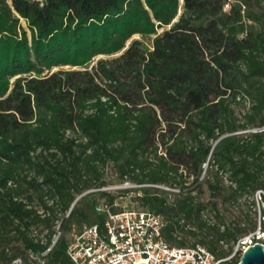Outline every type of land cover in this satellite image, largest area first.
Returning a JSON list of instances; mask_svg holds the SVG:
<instances>
[{
  "label": "trees",
  "instance_id": "trees-1",
  "mask_svg": "<svg viewBox=\"0 0 264 264\" xmlns=\"http://www.w3.org/2000/svg\"><path fill=\"white\" fill-rule=\"evenodd\" d=\"M108 163L150 184L135 208L162 214L172 245L225 256L255 229L218 198L264 191V0H0V264H37L57 220L102 223ZM67 242L45 264H70Z\"/></svg>",
  "mask_w": 264,
  "mask_h": 264
},
{
  "label": "built area",
  "instance_id": "built-area-1",
  "mask_svg": "<svg viewBox=\"0 0 264 264\" xmlns=\"http://www.w3.org/2000/svg\"><path fill=\"white\" fill-rule=\"evenodd\" d=\"M42 5L45 0H30ZM123 185L142 186L145 183H129ZM157 186L165 187L157 184ZM104 188V187H102ZM168 188V187H166ZM178 191L177 188H168ZM139 193V191L137 192ZM140 194V193H139ZM264 191L257 189L256 218L254 230L238 238L233 245V251L226 256L216 253L200 243L189 245H172L163 233L164 218L153 209L121 207L114 209L115 202L108 203L102 199L94 205L97 214L103 216L102 223L84 224L73 233L67 242L66 254L70 264H228L227 260L239 255L248 246L257 242L264 247ZM171 198L172 193H168ZM68 213V212H67ZM60 220L54 224L55 233L50 244L38 255L37 264H45L46 254L59 237ZM33 235V234H32ZM40 238V241H43ZM20 258H15L9 264H19Z\"/></svg>",
  "mask_w": 264,
  "mask_h": 264
},
{
  "label": "rangeland",
  "instance_id": "rangeland-1",
  "mask_svg": "<svg viewBox=\"0 0 264 264\" xmlns=\"http://www.w3.org/2000/svg\"><path fill=\"white\" fill-rule=\"evenodd\" d=\"M180 12V10L178 11V13ZM21 23L26 26V23L24 21L23 18L20 19ZM162 30V28H158L157 29V33L160 32ZM155 35V33H152L150 35L147 36H142V35H134V37H139L142 39L143 43L147 46L151 45V41L153 36ZM206 177V171H204L202 173V178L204 179ZM104 178L106 180V184L103 186L105 189H110V192L112 194H114V199L112 200L113 202H115V206L117 207H142L144 206L142 200L140 199V195L138 192V187L140 186H129V185H123V181L120 180V178L118 177V175L116 174V172L114 171L112 164L108 163V165L106 166L105 169V173H104ZM223 181L227 182V178L226 175H223ZM129 183H136L135 181L132 180H128ZM165 186V185H163ZM205 186V185H204ZM161 187L162 189L171 192L172 195L173 193H175L176 191L174 190H170L168 188H177V187ZM85 192L81 193V194H77L76 197V201L74 202L73 206L77 209L80 208H86V204L88 199H90L91 197H93V195L91 193H88L86 195H84ZM227 194V192L224 193V195ZM95 199H104V200H109L108 197L106 195H102L100 193H96L94 195ZM169 197V196H168ZM208 197V193L207 190L204 187V192L200 194V198L202 200H206ZM223 197L220 196L218 198V207H219V211L222 215H224L226 221H232V222H239V224L244 225L247 224V222H249L250 220L255 219L256 216V208H257V200L255 197V193H248V192H243L241 193L236 199L233 198H228V199H222ZM66 212L64 213H59L60 216L65 215ZM203 216L208 217L210 219V221H215L216 217L214 216L213 211H210L208 208L205 210V213H203ZM86 222L81 221L80 223H76V222H72L71 225L69 227H60L61 233L60 235L63 236L67 241L70 240V238L72 237L73 233L75 232V230H77L78 228H80L83 224H85ZM54 227V226H53ZM47 232V229L40 223L38 224H34L30 227V233L35 235L38 238H43L45 236ZM180 236H185L182 233H180ZM195 239H197V237L193 238L190 236H187L185 238L186 243L185 245H189L191 244V242H193ZM233 251V249L226 255L231 254ZM225 255V256H226ZM37 260L38 258L35 257ZM235 260H237V258L235 259V255L230 257L227 262L228 264H237L235 263Z\"/></svg>",
  "mask_w": 264,
  "mask_h": 264
},
{
  "label": "water",
  "instance_id": "water-1",
  "mask_svg": "<svg viewBox=\"0 0 264 264\" xmlns=\"http://www.w3.org/2000/svg\"><path fill=\"white\" fill-rule=\"evenodd\" d=\"M77 197L71 203L73 206ZM136 264H147V262H138ZM237 264H264V247L263 244L257 242L253 245L248 246L246 249L242 251L240 254L239 260Z\"/></svg>",
  "mask_w": 264,
  "mask_h": 264
}]
</instances>
